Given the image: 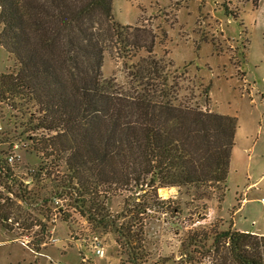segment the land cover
I'll return each instance as SVG.
<instances>
[{
	"label": "trees",
	"instance_id": "obj_1",
	"mask_svg": "<svg viewBox=\"0 0 264 264\" xmlns=\"http://www.w3.org/2000/svg\"><path fill=\"white\" fill-rule=\"evenodd\" d=\"M0 8V45L18 64L0 72V102L18 110L14 133L91 231L114 232L129 262H139L133 227L165 202L160 188L178 187L202 205L223 199L237 118L209 109V86L181 94L165 71L172 61L153 53L154 35L144 40L117 21L114 0H0ZM109 47L148 54L119 82L103 76ZM183 242L191 254L207 249L213 264H264V235L196 227Z\"/></svg>",
	"mask_w": 264,
	"mask_h": 264
},
{
	"label": "rangeland",
	"instance_id": "obj_2",
	"mask_svg": "<svg viewBox=\"0 0 264 264\" xmlns=\"http://www.w3.org/2000/svg\"><path fill=\"white\" fill-rule=\"evenodd\" d=\"M254 1L114 0L117 21L143 30L144 40L149 41L151 34L154 35L153 53L172 61L173 66L165 71H171L179 81L183 88L181 94L194 98L200 84L209 86V109L237 118L223 199L212 196L202 205L181 195L178 187L160 188L158 194L165 202H160V209L139 217L140 221L133 227L132 243L144 247L138 252L142 257L139 262H129L132 255L130 259L128 248L117 242L114 232L91 231L87 220L71 207L70 198L62 201L60 213L55 203L38 207L23 203L24 222L46 221L54 234L45 235L40 225L26 227L23 233L31 234L30 247H27L23 244L21 226H6L0 219V264H213V256L207 249L191 254L189 243L183 242L196 227L221 231L232 228L235 220L238 228L264 234V0ZM147 54L142 50L129 58L127 52L109 47L103 76L125 82L127 64ZM17 67L14 55L0 45V72ZM18 114L17 109L0 102L3 140L14 137L20 141V135L13 131L14 122L20 118ZM1 148H8V143ZM19 152L22 155L20 173L26 165L38 166L42 162L38 155L26 149ZM58 172L55 174L60 176L53 175L60 182L63 172ZM51 180L40 182L36 189L40 196L57 183ZM134 195L138 197L142 191ZM120 201L113 202V210L119 209ZM178 205L181 208L178 213L163 212ZM46 206L53 209V214L48 212V220L42 218V214L46 215ZM95 236L102 242L103 256L91 247ZM53 238L59 241L53 242ZM136 251L135 247L134 254Z\"/></svg>",
	"mask_w": 264,
	"mask_h": 264
},
{
	"label": "built area",
	"instance_id": "obj_3",
	"mask_svg": "<svg viewBox=\"0 0 264 264\" xmlns=\"http://www.w3.org/2000/svg\"><path fill=\"white\" fill-rule=\"evenodd\" d=\"M4 134V133H2ZM20 141L13 139L14 137H8L6 140H3V136L0 138V207L3 209L0 210V219L6 224V226L11 227H20L23 238V244L27 247L29 246L30 240L29 237L31 234L29 231L23 233L27 228H30L34 225H40L43 228L45 235L54 234L48 226L47 223H28L24 222L22 206L23 203L26 205H34L36 207L40 204L51 205L52 203L58 204L59 213L62 211L63 204L62 201L64 197L55 194L56 190L51 187V190L45 193V195H39L36 192V189L40 182L48 179L46 173L38 170L37 166L29 165L25 167L24 171L20 173L19 168H21L22 155L19 152L20 149H26L28 151V142L20 136ZM4 143H8V148H1ZM30 154H32L30 152ZM3 160V161H2ZM48 176V175H47ZM44 177H46L44 179ZM49 180V179H48ZM264 204V198H262ZM53 209L49 206H46V215L42 214L44 220H48V212L53 214ZM53 242L59 241L57 238L52 239ZM91 247L95 253L99 256L105 254L104 247L99 237L95 236L92 239Z\"/></svg>",
	"mask_w": 264,
	"mask_h": 264
},
{
	"label": "crops",
	"instance_id": "obj_4",
	"mask_svg": "<svg viewBox=\"0 0 264 264\" xmlns=\"http://www.w3.org/2000/svg\"><path fill=\"white\" fill-rule=\"evenodd\" d=\"M240 208H241V206L238 207L236 210H239ZM232 229L239 230V231H242V232H251L253 234L264 235L263 233L255 232L254 230H249V229H245V228H238V223L235 220H233Z\"/></svg>",
	"mask_w": 264,
	"mask_h": 264
}]
</instances>
